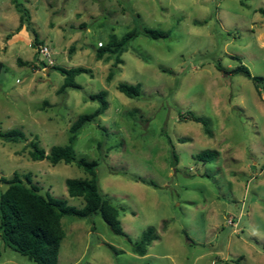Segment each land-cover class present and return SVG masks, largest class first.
I'll return each mask as SVG.
<instances>
[{
    "label": "rangeland",
    "instance_id": "1",
    "mask_svg": "<svg viewBox=\"0 0 264 264\" xmlns=\"http://www.w3.org/2000/svg\"><path fill=\"white\" fill-rule=\"evenodd\" d=\"M17 1L51 64L18 66L19 59L44 61L24 42L4 56L0 132L20 130L25 142H0V193L1 179L17 174L27 183L28 176L41 195L81 209L65 181L88 176L74 164L30 160L27 144L37 141L46 154L66 145L78 116L98 107L88 96L107 93V109L83 127L73 149L77 159L98 161L99 191L120 208L127 237L114 235L99 215L64 216L58 264H264V0ZM10 5L0 0V45L17 23ZM136 17L171 38L138 36L107 82L113 59L96 53ZM240 64L259 78L257 86L233 73ZM53 67L88 72L74 79L80 89L61 91L64 79ZM119 83L138 85L140 97H125ZM184 112L203 119L210 135L179 121ZM205 151L218 156L197 160ZM150 227L156 238L137 256L131 246ZM0 264L34 263L0 240Z\"/></svg>",
    "mask_w": 264,
    "mask_h": 264
},
{
    "label": "trees",
    "instance_id": "2",
    "mask_svg": "<svg viewBox=\"0 0 264 264\" xmlns=\"http://www.w3.org/2000/svg\"><path fill=\"white\" fill-rule=\"evenodd\" d=\"M13 8L19 14V26L25 27L31 36V46L37 50L42 43L38 35L31 26L30 16L26 8L17 0H10ZM136 17L134 27L126 32L121 38L113 33L107 37V44L98 49L96 58L102 59L108 55L113 59L111 68L106 76V81L110 82L113 76L118 72L122 64L121 55L126 52L128 45L138 36L142 35L151 40L167 41L171 38L170 31H161L158 29L143 28L140 26ZM18 66H32L39 69L40 66L47 68L46 64L34 58L27 63L20 59L17 60ZM3 70V64L0 62V75ZM63 76V85L61 91L65 89H80L74 79L80 74L88 71L84 68L62 69L53 67ZM234 74L242 75L251 80L255 86L259 83V78L251 76L248 69L241 65L233 71ZM119 93L129 99H138L140 97V88L138 85H129L119 83L116 86ZM106 91H100L97 94L89 95L91 101H96L98 107L90 114L78 116L75 122L69 128V137L64 146H53L46 154L38 146L37 141L27 144L28 156L32 161H48L51 165L64 163L65 165L74 164L81 168L88 176L87 179H67L65 181L66 191L70 198L82 199L83 207L77 209L71 207L66 201L50 196V194L41 195L39 189L31 185L28 176H25L27 183H24L19 175L14 174L10 179H1L6 185V189L0 193V240L4 247H8L19 255L27 258L34 264H58V255L61 241L65 238V232L61 226V219L64 216H71L78 219L90 218L99 215L110 231L121 237H127L123 232L119 222L120 208L112 204L107 198L101 195L98 187L97 167L98 161H87L84 158L77 159L73 149L75 138L83 127L94 123L107 109ZM179 121H192L200 124L204 134L210 135L206 122L196 117L191 112L178 113ZM0 142L20 144L25 142V135L20 130H9L0 132ZM101 145L98 143V150ZM218 156L217 152L205 151L197 155V160L207 163ZM177 157L172 151L171 166L175 167ZM137 180V179H136ZM138 182L145 183L141 180ZM149 184L150 183H145ZM156 236L153 228H147L141 235L138 242L131 246V251L137 256H145L148 246ZM112 249V247H109ZM115 252V251H113Z\"/></svg>",
    "mask_w": 264,
    "mask_h": 264
},
{
    "label": "crops",
    "instance_id": "3",
    "mask_svg": "<svg viewBox=\"0 0 264 264\" xmlns=\"http://www.w3.org/2000/svg\"><path fill=\"white\" fill-rule=\"evenodd\" d=\"M10 6L13 8L12 4ZM19 17H20L19 14H18V17H14L17 20L16 25L13 27V29L8 34L2 36V43L0 45V62L3 64V70H2L1 75H0V83L1 84H2V79H1L2 73L5 69L4 56L7 53V51L11 50V49L13 50V48L19 47V44L21 42H24L26 44L31 43V41L29 39V35H28L24 26L21 27L19 30H17V28L19 26ZM39 41L43 42L41 40H39Z\"/></svg>",
    "mask_w": 264,
    "mask_h": 264
},
{
    "label": "built area",
    "instance_id": "4",
    "mask_svg": "<svg viewBox=\"0 0 264 264\" xmlns=\"http://www.w3.org/2000/svg\"><path fill=\"white\" fill-rule=\"evenodd\" d=\"M38 54L40 57L43 58V62L45 64H51V60L49 58V51L48 48L46 46H41L38 48Z\"/></svg>",
    "mask_w": 264,
    "mask_h": 264
}]
</instances>
